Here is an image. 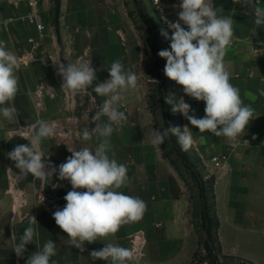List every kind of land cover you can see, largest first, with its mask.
Wrapping results in <instances>:
<instances>
[{
    "label": "crops",
    "instance_id": "crops-1",
    "mask_svg": "<svg viewBox=\"0 0 264 264\" xmlns=\"http://www.w3.org/2000/svg\"><path fill=\"white\" fill-rule=\"evenodd\" d=\"M50 3V0L38 2L45 37L32 60L26 40L35 37L36 31L29 19L26 0H0V41L17 56L21 65L17 72L19 90L13 101L18 122L9 124L0 116V126H10L6 132L8 149L0 155V264H26L27 258L37 251L35 243L26 245L22 258L13 251L32 215L38 223L33 227L39 234V246L49 239L56 243L57 254L52 257L56 264H107L89 256L91 251L102 249L104 243L131 249L134 258L130 264H188L194 249L187 222L185 188L177 172L162 157L158 145L152 142L154 122L140 81L145 48L127 10L121 0H59L58 42L51 25ZM211 3L219 15L232 16L234 20L233 42L227 48L224 64L230 73V83L239 89L244 104L255 109L258 118L250 121L245 135L235 145L223 136L200 132L180 112H177V127L193 138L186 153L199 160L202 172L207 168L214 177L212 191L221 253L245 259L236 253L241 243L253 251L264 252V27L254 25L255 13L250 11L256 4L254 0H211ZM179 4L175 0H163L168 21L178 20ZM258 5L264 7V0ZM167 32L170 37L171 30ZM161 33L162 49L171 51V40ZM90 60L97 75L92 87L109 78L107 67L116 60L138 77L137 87L122 93L119 110L127 120L114 125L116 130L110 143L118 163L128 168L130 184L119 191L141 198L147 207L139 220L123 224L115 235L101 241L85 243V251L81 252L69 244L67 234L53 219V212L66 204L64 197L71 191L69 181L60 180L58 172L49 184L31 174L22 175L7 153L17 145L30 146L29 140L16 134L19 128L37 120L57 126V135L44 140L40 147L42 152L49 153L46 159L57 168L71 156L69 149H95L100 138L93 135L85 141L80 131L95 127L92 121L97 111L95 106L105 97L97 96L91 88L79 93L62 88L63 78L57 75L56 66ZM172 89L179 102L181 86L176 84ZM184 102L191 105L189 115L205 116L203 101ZM221 155L226 160L219 168H213L210 159ZM225 236L232 237V241L226 242ZM246 260L257 261L255 257Z\"/></svg>",
    "mask_w": 264,
    "mask_h": 264
},
{
    "label": "clouds",
    "instance_id": "clouds-1",
    "mask_svg": "<svg viewBox=\"0 0 264 264\" xmlns=\"http://www.w3.org/2000/svg\"><path fill=\"white\" fill-rule=\"evenodd\" d=\"M179 8L181 11L176 22L164 18L171 36L167 31L161 33L171 40V51L161 50L158 55L167 61L165 75L182 86L187 96L205 103V116L197 118L189 115L191 105L185 103L183 98L174 102V96L168 95L165 102L172 105L173 113H182L200 132L223 136L235 145L245 135L250 121L258 118V115L250 105L244 104L239 89L230 83V73L225 68L224 57L233 42L234 20L232 16L219 15L211 0H182ZM250 11L255 13L254 25L264 27V7L253 4ZM181 22L187 26V30ZM56 66L57 75L63 78L62 88L74 93L86 92L91 88L97 96L105 97L101 104L95 106L97 111L92 117L95 127H84L80 131L83 140H90L95 135L100 142L94 150L88 147L79 150L68 148L71 156L57 168L50 159H46L49 153L40 150L44 140L57 135V126L37 120L25 128H19L16 134L29 140L30 146L17 145L7 156L15 162L22 175L31 174L49 184L58 172L60 180L69 181L71 191L64 197L66 204L53 212V219L67 234L69 244L84 252L85 243H95L115 235L123 224L139 220L147 207L141 198L119 191L130 184L128 168L118 163L110 143L116 130L114 125L127 120L125 113L119 110L122 93L130 88L135 89L138 77L116 60L107 67L109 78L92 87L97 75L91 60ZM20 68L17 56L0 41V116L13 125L17 124L19 117L13 101L19 90L17 72ZM152 132V142L156 145L163 144L173 136L182 151H188L193 144L192 136L177 126L169 125L163 131ZM29 136L31 139H28ZM244 142L248 143L246 140ZM35 224L38 223L32 215L19 242L14 243L13 251L22 258L27 250L26 245L35 243L37 251L27 258L26 264H56L52 260L57 254L56 243L49 239L42 247L39 246V234L33 227ZM12 239L15 241L13 233ZM104 245L100 250L91 251L89 256L107 264H130L133 261L131 249L112 243Z\"/></svg>",
    "mask_w": 264,
    "mask_h": 264
},
{
    "label": "rangeland",
    "instance_id": "rangeland-1",
    "mask_svg": "<svg viewBox=\"0 0 264 264\" xmlns=\"http://www.w3.org/2000/svg\"><path fill=\"white\" fill-rule=\"evenodd\" d=\"M122 5L125 7L127 11L132 14V22L135 28V31L138 33L140 41L144 42L143 47L145 48V57L144 61L142 62L141 73H140V81L145 89V99L147 102V106L149 109L152 110L153 113V121L156 130L163 131V123H162V112L164 109L161 107L162 105V96L172 95L175 92L172 89L173 85L177 83L175 81L170 80L164 73V68L167 63L166 59L161 58L158 55V52L163 50L160 45V36L159 32L155 29V27L149 24L146 21H143L141 17L138 16V7L137 0H121ZM144 4L149 11L152 12L151 6L148 0H144ZM50 5H52L50 3ZM158 84L163 87L162 96L159 93ZM169 112H166L171 118H177V112H172V106L168 105ZM10 126H0V155L4 150H7L8 140L6 139L8 134L6 133L9 131ZM166 146V150H170L171 145L169 141L166 139L163 143ZM171 158L174 159V155H171ZM192 158V157H191ZM0 156V161H1ZM176 161L177 167L179 172L182 174L183 179L185 180L187 187L184 185L185 188V196L187 199V222L188 228L191 230V235L193 239V254L191 260L188 264H211L210 259L208 258L207 253L202 248V243L205 240H208V236L204 229L201 227V220H200V205H199V198H198V187L197 181L198 179H193L188 172L181 166L178 160ZM211 176L210 171L205 168V172L200 171L199 176L204 181V175ZM7 180V179H6ZM7 182V181H6ZM209 188L206 190L208 191ZM189 197H190V206H189ZM192 217V218H191ZM192 223V224H191ZM225 229L223 228L220 232V238H224ZM219 236V235H218ZM226 237V236H225ZM227 241H232V237L227 236L225 238ZM236 253L238 256H241L245 259L236 257V256H228V255H221L217 256V264H234L239 260H244L251 262L253 264H264V252H258L256 250H251L250 247L241 243L237 246ZM194 255V258H193ZM249 257H255L256 262L246 260Z\"/></svg>",
    "mask_w": 264,
    "mask_h": 264
},
{
    "label": "trees",
    "instance_id": "trees-1",
    "mask_svg": "<svg viewBox=\"0 0 264 264\" xmlns=\"http://www.w3.org/2000/svg\"><path fill=\"white\" fill-rule=\"evenodd\" d=\"M51 2V8H50V18H51V25L53 26L55 36L57 38V41L59 42V33H58V14H59V0H50ZM138 7V16L143 19V21L148 22L149 24L154 26L152 23V20L148 16L144 5L142 4L141 0H137ZM128 17L131 19L132 14L127 11ZM132 21V19H131ZM133 23V22H132ZM142 44L144 45V42L141 40ZM159 93L162 96L163 87L158 84ZM162 105L161 107L164 109V111L169 112V104L165 102V96H162ZM178 99V96H174V102H176ZM172 106V105H170ZM152 117L153 113L152 110L149 109ZM162 112V123L164 128L169 127V125L177 126L179 114L177 113V118H171L166 112ZM154 122V121H153ZM155 128V126H154ZM156 130V129H155ZM171 148L170 150H166V146L164 144L158 145V148L161 152V155L163 158H165L169 164L174 168V170L177 172L179 178L182 180L184 185L187 187V184L185 180L182 177V174L179 172V169L176 164V160L179 161L181 166L188 172V174L193 179H198L197 181V187H198V198H199V205L201 208L200 211V220H201V227L204 229L208 236V240H205L202 243L203 250L207 253L208 258L211 261V264H217V256L221 255V248L218 242L217 238V229L219 227V221L215 213V202H214V196L212 191V186L214 183V177L211 175L208 177V179L204 180L202 182L199 172L202 171V168L199 165V160L197 158H191L186 151H182L179 144L177 143L176 137H170L168 139ZM174 155V159L171 158V155ZM207 188L208 191L206 190ZM189 206H190V197H189ZM192 218V217H191ZM192 224V223H191ZM194 258V255H193ZM234 264H253L248 261L239 260Z\"/></svg>",
    "mask_w": 264,
    "mask_h": 264
},
{
    "label": "built area",
    "instance_id": "built-area-1",
    "mask_svg": "<svg viewBox=\"0 0 264 264\" xmlns=\"http://www.w3.org/2000/svg\"><path fill=\"white\" fill-rule=\"evenodd\" d=\"M177 3H181L182 0H175ZM38 2L39 0H26V5L29 7V19L31 22L34 23L36 36L35 37H28L26 42L28 44L29 50L28 54L30 55V59H35V54L42 48L43 40L45 37V24L40 20L39 14H38ZM142 4L145 7V10L152 20V23L155 27V29L159 31H168L170 30L167 27V24L165 23L164 18L167 19V14L165 12L164 6H163V0H160L158 3L157 0H148L152 12L147 9V7L144 4V0H141ZM256 4L260 2V0H254ZM168 20V19H167ZM264 45V44H263ZM50 58V56H48ZM181 97L190 103H199L200 101L195 100L194 98H191L187 96L184 91L183 87L181 86ZM226 160V156H217L210 159V163L213 166V168L217 169L220 167V165ZM205 172V170L203 171ZM209 175H204L203 179H208Z\"/></svg>",
    "mask_w": 264,
    "mask_h": 264
}]
</instances>
